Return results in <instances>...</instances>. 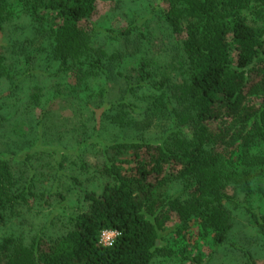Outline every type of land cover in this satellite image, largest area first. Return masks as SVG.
<instances>
[{
  "label": "trees",
  "instance_id": "trees-1",
  "mask_svg": "<svg viewBox=\"0 0 264 264\" xmlns=\"http://www.w3.org/2000/svg\"><path fill=\"white\" fill-rule=\"evenodd\" d=\"M168 2L160 19L184 34L172 50L184 71L179 83L157 79L144 57L130 75L122 73L142 54L144 36L128 26L112 37L121 49L108 53L96 43L97 0H0V85L8 84L0 96V132L15 115L22 80L50 77L53 68L52 77L63 80L53 88L54 101L78 100L88 122L101 117L134 133L102 145L106 180L98 193L79 188L85 207L62 234L29 245L3 237L0 264H151L172 224L175 236L186 237L191 225L210 233L215 246L227 239L229 204L236 205L238 191L250 196L255 171L264 167V0ZM110 84L119 85L113 102L105 99ZM138 93H148L144 108L129 100ZM42 96L35 88L29 109L45 117L50 108L39 105ZM132 113L137 117L127 120ZM158 117L167 135L151 140ZM97 132L96 124L90 143L99 141ZM175 185L178 194L169 195ZM28 187L30 180L0 155L1 225L26 203ZM249 214L264 238V213ZM105 231L118 233L110 246L100 244Z\"/></svg>",
  "mask_w": 264,
  "mask_h": 264
},
{
  "label": "rangeland",
  "instance_id": "rangeland-1",
  "mask_svg": "<svg viewBox=\"0 0 264 264\" xmlns=\"http://www.w3.org/2000/svg\"><path fill=\"white\" fill-rule=\"evenodd\" d=\"M97 4L94 18L96 43L108 53L121 49L120 43L113 38L128 26L136 27L133 34L144 36L142 54L124 64L123 74L130 75V70L135 69L144 57L150 61L157 79L167 78L170 83L183 80L184 71L178 64L180 58L175 59L172 50L180 47L184 34H173L160 19L163 12L169 11L168 0H97ZM47 69L50 77L34 76L22 80L15 98L18 100L15 115L3 123L0 132L1 157L10 162L15 175L22 174L30 180L28 189L32 193L25 204L21 203L7 213L5 224H0V239L13 236L25 245L37 238L55 237L69 227V217L85 207L79 188L98 193L106 180L101 171L102 145L134 134L98 117L99 141L90 143L95 122L87 121L89 114L78 100L64 103L52 99L53 88L63 80L52 77L53 68ZM109 86L105 99L113 102L118 97L119 85ZM92 87L98 90L103 83L92 82ZM35 88L43 93L39 105L45 110L50 108L45 117L40 115L39 108L29 109L32 107L29 106L30 95ZM7 89L8 84L1 82L0 96ZM147 94L138 93L129 100L144 108ZM15 100L11 102L15 103ZM3 114L1 111L0 115ZM136 117L132 113L127 115V120ZM166 126L165 120L156 118L147 136L151 140L165 137ZM186 133L190 134V131ZM4 144L10 145L11 149H6ZM178 190L179 186H172L169 195L178 194ZM238 192L234 196L236 205L229 204L233 227L222 245L215 246L210 233L191 225L186 237L175 236L176 228L172 224L168 226L151 264H192L184 255L196 260V264H264V238L249 214V211L257 215L264 213V167L255 171L252 193L248 198Z\"/></svg>",
  "mask_w": 264,
  "mask_h": 264
},
{
  "label": "built area",
  "instance_id": "built-area-1",
  "mask_svg": "<svg viewBox=\"0 0 264 264\" xmlns=\"http://www.w3.org/2000/svg\"><path fill=\"white\" fill-rule=\"evenodd\" d=\"M117 236H118L117 232H109V231L102 232L100 236V244L103 246H110L114 242Z\"/></svg>",
  "mask_w": 264,
  "mask_h": 264
}]
</instances>
